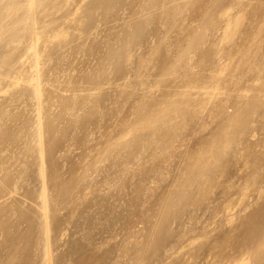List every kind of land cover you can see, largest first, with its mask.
I'll list each match as a JSON object with an SVG mask.
<instances>
[{"label":"rangeland","instance_id":"rangeland-1","mask_svg":"<svg viewBox=\"0 0 264 264\" xmlns=\"http://www.w3.org/2000/svg\"><path fill=\"white\" fill-rule=\"evenodd\" d=\"M75 2L42 53L48 219L30 63L0 90V264H264V0Z\"/></svg>","mask_w":264,"mask_h":264},{"label":"bare ground","instance_id":"bare-ground-1","mask_svg":"<svg viewBox=\"0 0 264 264\" xmlns=\"http://www.w3.org/2000/svg\"><path fill=\"white\" fill-rule=\"evenodd\" d=\"M3 1H5L3 4H2V2ZM76 0H0V90L2 89V90H4V92H8L9 93V90H10V87H8V86H16V87H19V86H21L20 85V81H22L21 79H19L18 77H15V74L14 73H18V72H21V70H22V68H23V66L21 67L19 64H17L16 66H20V68H21V70H20V68H18L19 70H18V72H15V67L13 68V66L15 65V63L16 62H18V61H21L22 62V64H25L26 62H29L30 64V71L28 72V73H26V74H28V77H26V79H23V81H25L26 80V82L25 83H27V87H29V89H30V93H31V97H32V99L35 101V103H36V114L37 115H35L36 116V118H34V119H36V122L34 123L35 124V126L34 127H36V134H35V137H34V133H35V131H34V133L32 132V134H33V142L31 141V138H32V136L30 137V143H31V146L33 145L34 147H33V149L35 148V150H36V152L37 153H39V159H40V173H41V176L42 177H40V178H42L41 180L42 181H44L42 184H43V188H44V190L40 193L41 194V199H43L44 200V202H43V205H44V208H43V210H44V216L43 217H45V218H47L48 219V216H47V209H46V199H45V188H46V186H45V166H44V155H45V142H44V137H45V131L47 130H45V128H46V126L48 125L49 126V124H51L50 122H47L48 121V119H47V125L45 124V122H43V117L44 116H42V114H43V106H42V102H41V99H42V97L44 96L43 95V91H42V88H41V77H42V65H41V62H43V60H45L44 58H43V56H44V54H42V53H44V50L46 51V52H48V50H49V52L48 53H46V55L50 58V56L49 55H51V51H50V49H53V47H51L53 44H55V42L58 44V47L57 46H55V49L57 50V49H59V47H62L64 44H66L67 46H68V44L70 45V43H69V39H70V37L72 38V36H70V35H72V33H70L69 34V32H68V30L69 29H71L70 27H69V25L70 24H68L67 23V25H63L62 26V24H63V22H62V24L60 25V24H58V19H56V14L58 13V12H62V6L64 7H70L71 6V4L73 3H76L75 2ZM82 1H87V0H82ZM102 2L104 1V2H108V1H110V0H101ZM112 1V0H111ZM114 1V0H113ZM154 1V0H153ZM166 1V0H165ZM103 2V3H104ZM148 2H149V0H148ZM82 3V2H81ZM84 3V2H83ZM91 3V2H90ZM150 3V2H149ZM148 3V4H149ZM62 4V5H61ZM93 4V3H92ZM76 5H81V4H77L76 3ZM96 5H98V4H96ZM149 5H151V3L149 4ZM148 5V6H149ZM84 6V5H83ZM94 6V5H93ZM99 6H100V4H99ZM85 7V6H84ZM79 8H81V6H79L78 7V9ZM86 8V7H85ZM85 8H83V9H85ZM96 8H98V7H96ZM150 8V7H149ZM148 8V10L147 11H149L150 9ZM88 9V8H87ZM89 10V9H88ZM64 11V10H63ZM81 11H82V9H81ZM85 11V10H84ZM87 11V10H86ZM90 11V10H89ZM143 12H146V11H143ZM59 13V14H60ZM86 13H88V12H85L84 14H86ZM148 13H150V12H148ZM68 14V13H67ZM76 14V13H75ZM74 14V15H75ZM89 14V13H88ZM58 15V14H57ZM74 15H72V16H74ZM82 15V14H81ZM68 16V15H67ZM69 16H70V14H69ZM71 16V17H72ZM77 16L78 15H76V18H77ZM83 17H84V15H82ZM89 16V15H88ZM66 17V16H65ZM69 18V17H68ZM73 18V17H72ZM76 18H75V16H74V18L73 19H71V18H69L71 21H69L70 23H71V25L73 24V26H71L72 28L76 25H78V20H76ZM89 18V17H88ZM69 19H66V22H67V20H69ZM79 19V18H78ZM84 19V18H83ZM80 20H81V18H80ZM84 21V20H83ZM83 21H79V25H80V23H83ZM209 22V21H208ZM61 23V22H60ZM84 25V24H83ZM81 27H82V24L80 25ZM80 26H78V27H76V29H75V27H74V29L77 31V29H81L80 28ZM85 27V26H84ZM83 28V27H82ZM84 29H86V28H84ZM87 30V29H86ZM79 31L81 32V30H78V32L77 33H79ZM85 30H83V32H84ZM73 32H75V31H73ZM134 34V33H133ZM74 35V34H73ZM131 36V35H130ZM132 37V36H131ZM69 38V39H68ZM74 39V38H73ZM73 39H72V41H73ZM67 42H68V44H67ZM61 43H64L62 46H59V45H61ZM128 43V42H127ZM21 46H24V51L22 50L21 51ZM57 47V48H56ZM64 47H66V46H64ZM129 47V46H128ZM54 51V50H53ZM16 52H18V54L16 55L15 53ZM125 55L124 56H126V54H128V51H126V53H124ZM129 56V55H128ZM49 58H47L46 57V59L48 60ZM126 58V57H125ZM128 58V57H127ZM126 58V59H127ZM51 59V58H50ZM49 59V60H50ZM130 59V58H129ZM46 60V61H47ZM13 63H14V65H13ZM19 63V62H18ZM28 65V63H27V66H29ZM13 68V69H12ZM29 68V67H28ZM28 68H24V70L23 71H26ZM17 69V68H16ZM171 70H172V68H171ZM28 71V70H27ZM167 71V70H166ZM19 74V73H18ZM17 74V75H18ZM25 74V75H26ZM16 75V76H17ZM23 75V74H22ZM22 75H20V76H22ZM19 76V75H18ZM19 76V77H20ZM27 76V75H26ZM22 78V77H21ZM7 79H10V81H9V83L7 84ZM23 81H22V83H23ZM95 89H97V88H95ZM20 98V97H19ZM19 98L17 99L18 101H19ZM6 99V98H5ZM16 100V101H17ZM2 101H6L7 102V100H2ZM65 102H66V100H65ZM2 104V103H1ZM11 104V103H10ZM3 106V105H2ZM167 106V105H166ZM4 107H9V103H6V106H5V104H4ZM173 107V106H172ZM176 108V107H175ZM252 109H253V107H251ZM0 109H3L2 107H0ZM5 109V108H4ZM7 109V108H6ZM168 109V108H167ZM167 109H165V110H167ZM248 109V108H247ZM173 110V109H172ZM251 110V109H250ZM1 111V110H0ZM22 111V110H21ZM162 111V110H161ZM245 111V110H244ZM46 113H47V111H45ZM44 112V113H45ZM164 112V111H163ZM248 112H250V111H248ZM2 113V112H1ZM174 113V112H173ZM172 113V114H173ZM246 113H247V110H246ZM7 113H5V115H6ZM49 114V113H48ZM47 114V115H48ZM156 114V113H155ZM175 114H177V113H175ZM174 114V115H175ZM240 114V113H239ZM249 114V113H248ZM248 114L246 115V116H248ZM9 115V114H8ZM50 115V114H49ZM48 115V116H49ZM161 115H163V113L161 114ZM7 116V115H6ZM6 116H4V114H2V118L3 119H5V117ZM11 116V115H10ZM19 116V115H18ZM18 116H17V118H18ZM169 116V115H168ZM243 116H244V112H243ZM0 117V118H1ZM8 117V116H7ZM15 117V116H14ZM46 117V116H45ZM49 117H51V115L49 116ZM149 117H150V115H149ZM152 117V116H151ZM160 117V116H159ZM236 117V116H235ZM2 118L0 119V121L2 120ZM53 118V117H52ZM154 118H158V117H154ZM166 118H168L167 116H166ZM240 118H241V116H240ZM239 118V115L237 116V118H235L234 119V117L232 118V121H233V119L235 120V122L237 121V119L239 120L240 119ZM7 119H9V118H7ZM20 119V118H19ZM45 119V118H44ZM162 119V118H161ZM171 119V118H170ZM169 119V120H170ZM153 120H155V119H153ZM157 120H159V119H157ZM157 120H155L154 122H157ZM19 121V120H18ZM162 121V120H161ZM232 121L230 120V123H232ZM12 122V121H11ZM14 122H15V120H14ZM34 122V121H33ZM146 122H147V120H146ZM148 122L150 123V122H152V120L151 121H149V119H148ZM235 122H233V124L235 123ZM1 123L3 124V122L1 121ZM22 123H23V121H22ZM143 122H141L140 124H142ZM158 123H159V121H158ZM5 124V123H4ZM25 124V123H24ZM144 124H145V122H144ZM153 124V123H152ZM161 124V123H160ZM163 124V123H162ZM233 124H231V126H233ZM46 125V126H45ZM154 125H155V123H154ZM19 126V125H18ZM142 126H143V124H142ZM141 126V127H142ZM145 126H150V125H148V124H146ZM152 126V125H151ZM156 126V125H155ZM3 128V127H2ZM32 128V127H31ZM137 128V127H136ZM135 128V129H136ZM151 128V127H150ZM16 129H18V128H16ZM15 129V130H16ZM21 129V128H20ZM20 129H19V131H20ZM33 129V128H32ZM31 129V130H32ZM145 128H143L142 130H144ZM1 130V129H0ZM141 130V131H142ZM2 131H3V129H2ZM18 131V133H22V132H19ZM23 131V130H22ZM131 131V130H130ZM14 132V131H13ZM47 132V131H46ZM139 132V131H138ZM154 132V131H153ZM4 133H6V132H4ZM131 133H134V131L132 132L131 131ZM14 134V133H13ZM136 134H137V132H136ZM0 135H2V132L0 131ZM9 135V134H8ZM8 135H6V136H8ZM31 135V134H30ZM4 136V135H3ZM2 136V137H3ZM10 136V135H9ZM52 137V136H51ZM7 138V137H6ZM20 139V135H19V137H17V139ZM2 139V138H1ZM7 139H9V138H7ZM18 139V140H19ZM50 140V139H49ZM1 141V140H0ZM7 141V140H6ZM20 141V140H19ZM53 141V140H52ZM10 142V141H9ZM218 142V141H217ZM217 142H215L214 144H213V146L214 145H217L216 146V148L217 147H220L218 144H219V142H218V144H217ZM20 143V142H19ZM18 143V144H19ZM27 143H29V142H27ZM33 143V144H32ZM22 144V143H21ZM26 144V143H25ZM49 144H51V142L49 143ZM229 144V143H228ZM228 144H226V143H224L223 144V146L224 147H226V146H228ZM2 145V144H1ZM5 145V144H4ZM20 145V144H19ZM19 145H18V147H19ZM226 145V146H225ZM26 146V145H25ZM29 146V145H28ZM211 147H212V145H210ZM24 147V146H23ZM211 147L210 148H207V149H205L206 150V155H205V157L207 156V150L209 149V152L211 151ZM6 148V147H5ZM214 148L215 147H213V149L212 150H214ZM221 148V147H220ZM24 149V148H23ZM29 149V148H28ZM222 149V148H221ZM0 150H2V149H0ZM22 150V149H21ZM219 150V148H217V150L216 151H214V155H216L215 153L217 152ZM223 150V149H222ZM24 151V150H23ZM22 151V152H23ZM25 151H26V149H25ZM30 151H32L31 150V148H30ZM224 151V150H223ZM32 152H34V150L32 151ZM32 152H31V154H32ZM221 152V151H220ZM25 153V152H24ZM28 153V152H27ZM201 153H202V151H201ZM211 154H213V151L212 152H210ZM219 152H217V154H218ZM223 155H224V152H221ZM2 154V153H1ZM19 154V152L17 153V155ZM209 154V153H208ZM222 154L220 155V154H218V155H220L219 157L222 159ZM3 155V154H2ZM16 155V156H17ZM21 155V154H20ZM22 155H23V153H22ZM201 155H203V153L201 154ZM203 155V156H204ZM214 155H208L209 157H213ZM217 155V156H218ZM1 156V155H0ZM4 156V155H3ZM2 156V157H3ZM19 156V155H18ZM17 156V157H18ZM24 156V155H23ZM31 156V155H30ZM33 156H34V153H33ZM32 156V157H33ZM203 156H201L202 158H203ZM207 156V157H208ZM21 157V156H20ZM200 157V156H199ZM208 157V158H209ZM211 157V158H212ZM19 158V157H18ZM28 158H29V154H28ZM207 158V159H208ZM216 158H218V157H215V158H212V159H215L216 160ZM220 158H218L219 160H220ZM22 159V158H21ZM200 159V158H199ZM204 159V158H203ZM218 159L216 160V161H214V163H216L217 161H218ZM38 160V159H37ZM36 160V161H37ZM202 160V159H201ZM206 160V159H205ZM4 160H2V162H3ZM17 161V160H16ZM20 161V160H19ZM18 161V162H19ZM22 161V160H21ZM198 161H200V160H198ZM198 161L196 162V164H199L198 163ZM204 161V160H203ZM207 161V160H206ZM211 161V162H210ZM210 164L208 165L207 164V162H203V163H206V165L207 166H210L211 165V163L213 162L212 160H210L209 159V161H208ZM1 163V162H0ZM22 163V162H21ZM10 164V163H9ZM20 164V163H19ZM195 164V163H194ZM194 164H192L193 166H194ZM195 164V165H196ZM202 164V163H201ZM200 164V165H201ZM213 164V163H212ZM11 165V164H10ZM21 165V164H20ZM203 165V164H202ZM0 166H2V165H0ZM197 166V165H196ZM199 166V165H198ZM197 166V167H198ZM13 167V166H12ZM197 167H195V171H196V169H197ZM203 167V166H202ZM205 167V166H204ZM203 167V169H206V168H204ZM10 169H11V167H10ZM13 169V168H12ZM200 170H201V168H199ZM198 169V170H199ZM202 169V170H203ZM207 169H208V167H207ZM3 170L5 171V173L3 174V176H6V173H7V168L6 167H4L3 168ZM17 170V169H16ZM199 170V171H200ZM202 170L200 171V173L202 172ZM198 171V172H199ZM205 171H207V170H205ZM211 172V171H210ZM202 173H204V172H202ZM22 174V173H21ZM205 174V173H204ZM207 174V173H206ZM205 174V175H206ZM9 175V174H8ZM20 175V174H19ZM195 175V174H194ZM197 175V174H196ZM205 175L202 177V179H204L205 181H206V179H205ZM201 175H199V177H200ZM7 177V176H6ZM19 177V176H18ZM12 178V177H11ZM15 179V178H14ZM47 190V189H46ZM203 191V190H202ZM168 203V202H167ZM169 204V203H168ZM43 207V206H42ZM45 220V219H44ZM254 221V220H253ZM46 224H47V222H46ZM48 225V224H47ZM250 225V224H249ZM46 226V225H45ZM247 226H248V224H247ZM46 227H48V226H46ZM255 228V227H254ZM46 230V231H45ZM44 231H45V233L47 232V234H48V229L47 228H45L44 229ZM254 233V232H253ZM264 233V232H263ZM48 235H46V237H47ZM262 236H264V235H262ZM255 238V237H254ZM261 238V237H260ZM249 239V238H248ZM264 238L262 237V239H261V245H263L264 246V244H262V241L264 242V240H263ZM254 240V239H253ZM47 241H48V239H47ZM256 244V243H255ZM257 245H258V243H257ZM253 245H251V247H252ZM48 247V246H47ZM46 247V250H47V252H46V256H49L48 255V248ZM258 250H257V249ZM256 248H255V246L253 247V249H255V250H253L252 248V250H250L249 251V249L248 248H246V249H248V252L247 251H245L243 254H245L246 252L247 253H249L250 252V254H246V255H244V256H247V257H249V255H250V257L251 256H254L253 258H258L257 256H259V254H263L262 252L260 253V251L262 250V247H258V246H256ZM261 249V250H260ZM258 252H257V251ZM254 251V252H253ZM263 251V250H262ZM242 253V252H241ZM240 255V254H239ZM243 256V255H242ZM241 257V256H240ZM249 257V258H250ZM260 257V256H259ZM49 258V257H48ZM252 258V257H251ZM244 260V259H243ZM247 260V259H246ZM249 260H252V259H249ZM239 262L241 261V263L240 264H242V260L240 259V260H238ZM237 261V263H239ZM252 261H256V260H252ZM244 262H245V260H244ZM244 264V263H243ZM246 264V263H245Z\"/></svg>","mask_w":264,"mask_h":264}]
</instances>
